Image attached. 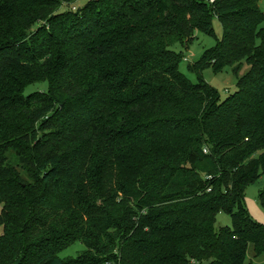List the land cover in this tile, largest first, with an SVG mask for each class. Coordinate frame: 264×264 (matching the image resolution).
<instances>
[{"label":"trees","instance_id":"trees-1","mask_svg":"<svg viewBox=\"0 0 264 264\" xmlns=\"http://www.w3.org/2000/svg\"><path fill=\"white\" fill-rule=\"evenodd\" d=\"M79 1L0 0V264L263 254L244 204L264 176L263 0ZM213 17L222 39L189 66L192 84L172 47L212 34ZM227 67L236 91L221 100L201 74ZM220 212L232 228L215 230Z\"/></svg>","mask_w":264,"mask_h":264},{"label":"rangeland","instance_id":"rangeland-1","mask_svg":"<svg viewBox=\"0 0 264 264\" xmlns=\"http://www.w3.org/2000/svg\"><path fill=\"white\" fill-rule=\"evenodd\" d=\"M85 0L79 1L70 8L72 10H78L83 7ZM259 7L264 12V0L259 3ZM212 34H204L201 31L196 30L193 35V40L187 48L181 45H175L172 50L181 55L182 59L179 64L180 73L186 77L192 84L198 83V76L189 70V66L197 63L204 52L215 48L218 42L222 39L223 30L220 21L216 18H212ZM248 70V66L244 65L239 73L242 76ZM204 83L217 90L221 100H225L229 95L236 91L237 78L233 75L231 68H225L221 73L216 74L213 69L206 68L201 74ZM48 84L43 82L34 84L25 90V94L32 92H47ZM9 161L16 165L14 157L9 155ZM264 188V176H261L258 181L247 187L244 194V204L250 218L257 224L264 226V205L262 204L259 194ZM232 228V221L230 216L224 212H220L216 217L215 230L220 228ZM2 234V228H0V235ZM84 250V246L81 243H75L71 247L67 248L60 253L61 259H74L80 252ZM247 264H264V253L258 257L254 256L253 248L250 245L246 258Z\"/></svg>","mask_w":264,"mask_h":264}]
</instances>
